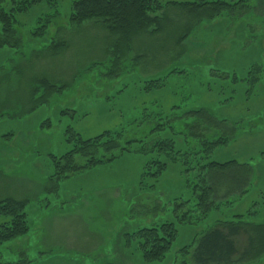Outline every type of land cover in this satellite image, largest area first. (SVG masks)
<instances>
[{
  "label": "rangeland",
  "instance_id": "obj_1",
  "mask_svg": "<svg viewBox=\"0 0 264 264\" xmlns=\"http://www.w3.org/2000/svg\"><path fill=\"white\" fill-rule=\"evenodd\" d=\"M234 1L211 19L166 6L152 13L158 28L121 47L102 20L72 22V0L18 13L17 38L0 25V200H25L29 222L0 245V264H196L201 235L236 221L216 197L205 212L196 190L204 171L216 175L203 161L240 163L222 174L264 171V0ZM70 127L85 138L122 131V144L140 140L147 154L117 150L94 167L77 155L81 169L63 176L54 159L72 148ZM221 137L227 144L202 159L204 141ZM160 139L174 140L159 156L172 162L144 176ZM165 222L177 229L172 246L148 261L134 233Z\"/></svg>",
  "mask_w": 264,
  "mask_h": 264
},
{
  "label": "trees",
  "instance_id": "obj_2",
  "mask_svg": "<svg viewBox=\"0 0 264 264\" xmlns=\"http://www.w3.org/2000/svg\"><path fill=\"white\" fill-rule=\"evenodd\" d=\"M44 1L52 2V0H0L2 32L17 38L19 36L15 27L17 14L26 12L32 6ZM230 1L72 0L71 21L81 23L87 19L102 20L113 34L119 35L120 40L117 47H121L123 44L129 45L135 32L148 29L151 25H156L158 28L161 23L160 17L153 16L152 13L164 9L166 6L184 7L197 18L211 19L222 10L230 8L232 6ZM239 1L248 2L249 0H237L233 4L238 5ZM182 39L180 37L179 42H182ZM159 82L160 80H151L149 83L157 86ZM42 84L47 87V90H55L56 86L47 80H44ZM69 130L72 133L67 136V141L73 143L72 148L61 157V160L54 159L58 173L63 176H68L67 172H77L81 169V166L75 162L77 155L85 159L86 166L94 167L114 160L117 156L113 152L117 150L120 154L132 152L147 154L146 145L140 144L142 142L140 140H127L122 144V131L108 129L94 137L85 138L73 128L70 127ZM227 140L226 137H221L215 141H204L202 159L212 153L216 147L227 144ZM174 149V140L160 139L155 142L146 160L143 175L157 178L163 173L168 167L169 161L171 163L172 160H162L159 156L162 152L174 151ZM102 150L109 157H105L104 154L99 155ZM199 162L200 160L197 163ZM231 164H239V162L236 160L203 161L201 169L217 171L228 168ZM185 171H189L188 167L185 168ZM205 173L204 171L201 174V184H197L196 190L202 188L199 204L201 203L204 211L207 212L210 203L213 202L211 199L213 194L212 188L206 183ZM26 205L25 200L15 198L0 200V245L23 236L29 231ZM243 216V214H238L235 216L238 217L236 221L223 222L222 225L227 228V232L220 227L205 232L194 249V262L196 264H245L259 260L264 255V223L253 222ZM242 232L247 235L248 239L246 244L240 247L233 236ZM176 233L177 229L174 223L165 222L160 227L140 228L134 233V236L138 240L144 258L148 261H159L170 250Z\"/></svg>",
  "mask_w": 264,
  "mask_h": 264
},
{
  "label": "crops",
  "instance_id": "obj_3",
  "mask_svg": "<svg viewBox=\"0 0 264 264\" xmlns=\"http://www.w3.org/2000/svg\"><path fill=\"white\" fill-rule=\"evenodd\" d=\"M213 172L216 174L213 179L209 176L206 178V183L212 188V198L216 197L219 201L223 200V204L227 206L228 209H231V211H237L239 212L238 214L242 213L244 216H248L250 221L264 223V219L261 220L259 218L263 214L259 213V211L264 210V201L260 198V195H264V189H262L264 188V181H261L262 179L264 180V171L258 172L255 171L254 168L252 170L249 168V170L231 171L224 174L219 172V170ZM253 190L255 191V194H253V196L248 195V193ZM233 196L236 197L230 199ZM221 201L218 202L219 205L221 204ZM226 212L227 211L224 210L223 213ZM237 218L238 217H236V219ZM216 227L223 228L227 232V228L223 227L221 223ZM213 228H215V226ZM233 239L238 246L242 247L246 244L248 237L242 232L233 236ZM198 242L196 243V247ZM263 256L264 255H262V257Z\"/></svg>",
  "mask_w": 264,
  "mask_h": 264
}]
</instances>
